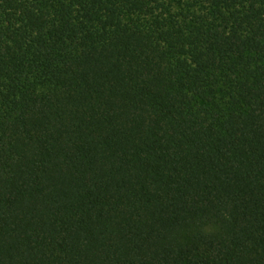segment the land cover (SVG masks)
<instances>
[{
    "label": "trees",
    "instance_id": "trees-1",
    "mask_svg": "<svg viewBox=\"0 0 264 264\" xmlns=\"http://www.w3.org/2000/svg\"><path fill=\"white\" fill-rule=\"evenodd\" d=\"M0 0V264H264V0Z\"/></svg>",
    "mask_w": 264,
    "mask_h": 264
},
{
    "label": "rangeland",
    "instance_id": "rangeland-1",
    "mask_svg": "<svg viewBox=\"0 0 264 264\" xmlns=\"http://www.w3.org/2000/svg\"><path fill=\"white\" fill-rule=\"evenodd\" d=\"M166 1L172 4L176 11L184 7L188 8L189 6L194 4L193 0H166Z\"/></svg>",
    "mask_w": 264,
    "mask_h": 264
}]
</instances>
